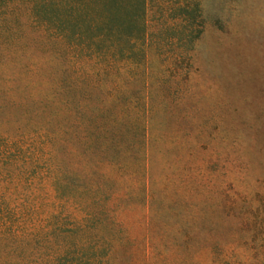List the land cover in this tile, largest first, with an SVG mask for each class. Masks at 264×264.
Returning <instances> with one entry per match:
<instances>
[{
	"label": "trees",
	"instance_id": "trees-1",
	"mask_svg": "<svg viewBox=\"0 0 264 264\" xmlns=\"http://www.w3.org/2000/svg\"><path fill=\"white\" fill-rule=\"evenodd\" d=\"M148 15L149 0H0L9 72L0 93L18 116L0 120V264H197L190 235L154 229L164 223L156 190L140 204L146 230L132 231L126 215L135 197L120 181L132 166L112 155L150 130L128 117V78L121 105L112 86L115 73L149 62ZM31 26L39 35L25 46ZM55 47L56 61L30 57ZM165 140L152 136V184L154 167L170 163L152 148Z\"/></svg>",
	"mask_w": 264,
	"mask_h": 264
},
{
	"label": "rangeland",
	"instance_id": "rangeland-1",
	"mask_svg": "<svg viewBox=\"0 0 264 264\" xmlns=\"http://www.w3.org/2000/svg\"><path fill=\"white\" fill-rule=\"evenodd\" d=\"M148 16L149 62L115 73L112 83L121 105L128 78V117L150 124L141 144L112 154L133 170L120 178L135 197L129 226L146 230L137 223L149 212L140 204L156 190L164 223L154 229L190 235L197 264H264V0H149ZM32 28L20 39L25 46L39 35ZM34 50L30 57L47 62L60 56L56 47ZM5 55L0 89L9 75ZM10 112L0 93V120L18 118ZM157 134L166 140L152 148L170 163L154 167L152 184L149 153Z\"/></svg>",
	"mask_w": 264,
	"mask_h": 264
}]
</instances>
